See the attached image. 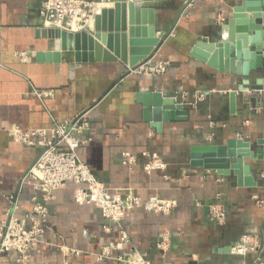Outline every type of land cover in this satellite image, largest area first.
Returning <instances> with one entry per match:
<instances>
[{"label": "crops", "instance_id": "crops-1", "mask_svg": "<svg viewBox=\"0 0 264 264\" xmlns=\"http://www.w3.org/2000/svg\"><path fill=\"white\" fill-rule=\"evenodd\" d=\"M45 1L0 0V264H127L136 254L153 264H253L259 257L264 262V253L232 252L243 235L264 241V160L244 161L256 187H239L233 174L190 164L194 146L242 139L257 154L256 141L263 137L264 92L239 91L245 78L220 73L191 56L201 38H226L234 8L244 0H192L154 58L171 62L162 76L130 73L121 61L76 62L71 52H62L58 63L38 62L39 52L60 49L57 39L39 34V27L51 28L40 12ZM134 1L156 10L159 35L172 28L189 0ZM103 3L98 2V12L112 6L111 0ZM263 77L264 68L252 72L250 84ZM231 90L238 91L234 112ZM144 91L175 97L190 111V120L164 123L159 133L137 103V94ZM86 109H91L90 128L79 136L87 140L79 149L81 160L112 194L128 192L142 205L116 223L94 204L77 202L78 186L67 182L48 201L44 232L28 257L2 251L14 199L19 202L16 216L23 220L34 213L33 198L39 197L27 176L45 145L40 135L23 137L49 133L54 124ZM125 153L134 157L133 164H124ZM143 153H157L165 170L146 172L149 159ZM154 199L175 201L176 206L170 214L147 209ZM213 206L225 210L224 223L211 219ZM164 240L166 248H158Z\"/></svg>", "mask_w": 264, "mask_h": 264}, {"label": "water", "instance_id": "water-1", "mask_svg": "<svg viewBox=\"0 0 264 264\" xmlns=\"http://www.w3.org/2000/svg\"><path fill=\"white\" fill-rule=\"evenodd\" d=\"M151 1L142 0L144 3ZM191 1L179 10L172 28L159 35L156 33V10L134 0H111L112 6L101 8L94 16L92 26L81 31L39 27V34L44 39H57L60 49L39 52L37 60L58 63L62 52H71L76 62L121 61L128 65L129 71L135 70L155 58ZM96 2L102 3V0ZM226 29L228 35L219 42L201 38L192 48L191 56L220 73L245 78L239 91L264 92V77L250 84L252 72L264 68V0H244L236 6ZM237 92H229L233 112ZM136 100L144 107V120L159 133L163 131L164 123L190 120V111L175 97L165 96L161 91L139 92ZM256 145L259 146L257 154L251 150V143L242 139H231L224 145L194 146L190 149V164L223 176L233 174L239 187H256L258 183L251 167L244 161L246 158L264 160V133Z\"/></svg>", "mask_w": 264, "mask_h": 264}, {"label": "built area", "instance_id": "built-area-1", "mask_svg": "<svg viewBox=\"0 0 264 264\" xmlns=\"http://www.w3.org/2000/svg\"><path fill=\"white\" fill-rule=\"evenodd\" d=\"M43 20L50 27L63 28L76 32L85 29L88 22L94 19L98 13L96 3L90 0H46L41 9ZM77 22V28L73 27ZM171 62L168 60H150L130 71L147 76H162L167 73ZM202 95L190 105L195 106L201 101ZM90 112L86 109L78 113L72 120L56 123L49 130H40L25 134L24 139L30 136L40 135L43 138L45 150L37 164L32 168L27 179L34 184L39 197H34V213L20 220L16 216L19 209L18 200L14 199L12 212L8 214L9 221L3 236L1 250H17L23 258L28 257L32 245L39 240L44 232V224L47 222V203L54 198L55 192L67 182H72L78 187L75 199L80 203L94 204L105 218L116 223L123 220L133 208L142 205L139 197L116 190L112 194L110 189L101 183L91 172L89 167L81 160L79 149L87 143L86 139L79 136L90 128ZM20 134V133H19ZM22 138V139H23ZM149 160L144 165L146 172L165 170L166 163L157 153H143ZM125 165L135 162L134 157L125 153L123 155ZM176 206L175 201L154 199L146 204V208L158 213L170 214ZM211 219L217 223H224L226 212L222 206H213L210 209ZM30 224V227H27ZM164 241L158 244V248H166ZM263 243V244H262ZM236 255L246 256L249 252L264 253V241L258 236L243 235L232 247ZM138 261V262H136ZM127 264H150L144 254H136L127 260ZM253 264H264L259 257Z\"/></svg>", "mask_w": 264, "mask_h": 264}, {"label": "bare ground", "instance_id": "bare-ground-1", "mask_svg": "<svg viewBox=\"0 0 264 264\" xmlns=\"http://www.w3.org/2000/svg\"><path fill=\"white\" fill-rule=\"evenodd\" d=\"M101 3V2H100ZM96 6H97V12H98V9H99V4L96 2ZM90 22H93V20H91V21H89L88 22V25L90 24ZM73 27L76 29L77 28V22H74V24H73ZM233 251V250H232ZM136 262H138V261H136Z\"/></svg>", "mask_w": 264, "mask_h": 264}, {"label": "rangeland", "instance_id": "rangeland-1", "mask_svg": "<svg viewBox=\"0 0 264 264\" xmlns=\"http://www.w3.org/2000/svg\"><path fill=\"white\" fill-rule=\"evenodd\" d=\"M97 3H98V2H97ZM102 3H103V2H102ZM104 3H105V2H104ZM104 3H103V4H104ZM181 93L185 94L184 91H182ZM190 104H191V103H190ZM190 106H191V105H190ZM192 107H193V106H192ZM241 237H242V236H241ZM241 237H240V238H241ZM240 238H239V240H240ZM239 240H238V241H239ZM238 241H237V242H238ZM237 242H236V243H237ZM146 261H147V260H146ZM149 263H150V264H153V263H151L150 261H149Z\"/></svg>", "mask_w": 264, "mask_h": 264}]
</instances>
